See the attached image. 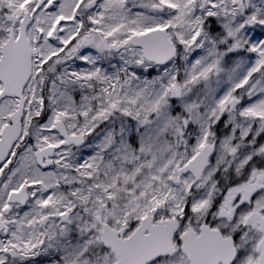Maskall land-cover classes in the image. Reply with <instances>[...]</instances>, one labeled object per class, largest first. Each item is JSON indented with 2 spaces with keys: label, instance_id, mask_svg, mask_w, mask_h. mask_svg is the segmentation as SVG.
I'll return each mask as SVG.
<instances>
[{
  "label": "snow or ice",
  "instance_id": "1",
  "mask_svg": "<svg viewBox=\"0 0 264 264\" xmlns=\"http://www.w3.org/2000/svg\"><path fill=\"white\" fill-rule=\"evenodd\" d=\"M0 264H264V0H0Z\"/></svg>",
  "mask_w": 264,
  "mask_h": 264
}]
</instances>
